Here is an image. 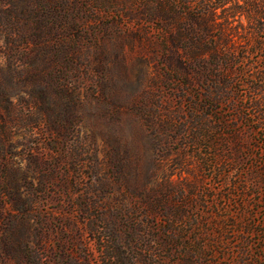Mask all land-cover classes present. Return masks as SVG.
<instances>
[{
  "label": "rangeland",
  "instance_id": "374dc122",
  "mask_svg": "<svg viewBox=\"0 0 264 264\" xmlns=\"http://www.w3.org/2000/svg\"><path fill=\"white\" fill-rule=\"evenodd\" d=\"M149 9L0 0V240H28L30 264H103L101 215L126 230L175 217L190 235L217 203L222 185L176 149L210 143L183 136L182 84L163 59L179 27Z\"/></svg>",
  "mask_w": 264,
  "mask_h": 264
},
{
  "label": "trees",
  "instance_id": "16d2710c",
  "mask_svg": "<svg viewBox=\"0 0 264 264\" xmlns=\"http://www.w3.org/2000/svg\"><path fill=\"white\" fill-rule=\"evenodd\" d=\"M157 3L148 14L179 27L165 38L163 59L182 84L183 136L190 129L193 142H210L177 143L176 149L189 147L221 192L190 235L193 225L175 217L153 226L135 217L126 230L101 215L102 262L264 264V0ZM200 202L208 203L205 197ZM96 225L89 219L90 230ZM28 242L0 240V248L7 259L30 264Z\"/></svg>",
  "mask_w": 264,
  "mask_h": 264
}]
</instances>
